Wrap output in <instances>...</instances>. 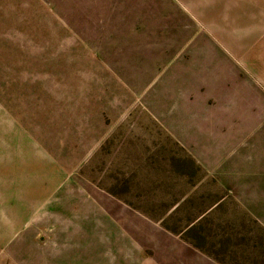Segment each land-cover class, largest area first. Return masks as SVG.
<instances>
[{"label": "rangeland", "instance_id": "obj_1", "mask_svg": "<svg viewBox=\"0 0 264 264\" xmlns=\"http://www.w3.org/2000/svg\"><path fill=\"white\" fill-rule=\"evenodd\" d=\"M222 1L0 0V261L84 259L81 205L145 264H264V5Z\"/></svg>", "mask_w": 264, "mask_h": 264}, {"label": "crops", "instance_id": "obj_2", "mask_svg": "<svg viewBox=\"0 0 264 264\" xmlns=\"http://www.w3.org/2000/svg\"><path fill=\"white\" fill-rule=\"evenodd\" d=\"M228 0H224L222 2H220V5H222L223 7H225ZM263 5H264V0H259ZM232 5H234V7H240L244 5V2H241V0H231ZM237 11V10H236ZM72 206H70V209L72 210ZM70 209L65 208L64 210L66 211V213H62L61 215L66 216L67 219L69 220H77V226L75 227V229H73V233L74 235L77 236V240L79 241H89L87 243V245L82 246L83 247V252H84V248L86 250H88L89 255L83 256L81 254V252L77 251H68V249L66 248L65 250L63 249H58V245H56L54 242V244L51 243V241H48L46 245L44 246H39V245H33L32 247H29L28 249H26L24 246L27 245L28 243H25V241H21L20 239H18L17 241L14 242V244L16 245L15 247H13L14 250V255H13V259L12 261H14L17 264H22V263H35V264H76L79 262V259L82 260V264H111V258L108 256V252H112L114 261L117 263H124L126 261L125 260V254L123 253H119V246L121 244L127 242L131 247V257L129 260H127V264L131 263V264H145V262H143V259L141 258V256L135 252V246L136 243L134 242L133 239H131L130 237H126L123 233V231L115 224L111 221V218L109 217V215H97L96 217L98 219H100L99 225L101 226L102 229H100L98 226H96L95 228V223L94 221L88 219L90 216L95 217L93 213H84L82 211L83 206H79L78 210H80V213H69L67 212L68 210L71 211ZM83 212V213H82ZM87 217L88 220H85L84 218ZM101 221H103V224L101 223ZM85 223H88V225L90 226V228L85 229ZM92 227H94L92 229ZM108 228L109 232H105L104 230ZM101 234H107L109 235L108 238H113V240H109L111 247H108V251L103 252V250L101 249V247L99 245H97L96 243H91V242H99L98 240L100 239V237L102 236ZM106 235V236H107ZM90 244V245H89ZM95 246H94V245ZM55 246V247H54ZM82 247H79L78 250ZM102 250V251H101ZM79 253V254H78ZM78 255V256H77ZM79 258V259H78ZM124 258V260H123ZM33 263V264H34ZM0 264H5L4 262L0 261ZM126 264V263H124Z\"/></svg>", "mask_w": 264, "mask_h": 264}]
</instances>
